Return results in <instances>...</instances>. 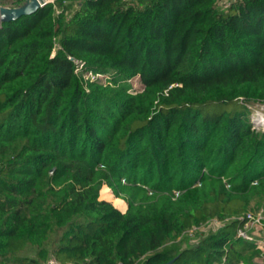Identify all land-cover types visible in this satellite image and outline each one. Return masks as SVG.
I'll return each mask as SVG.
<instances>
[{
	"label": "trees",
	"instance_id": "1",
	"mask_svg": "<svg viewBox=\"0 0 264 264\" xmlns=\"http://www.w3.org/2000/svg\"><path fill=\"white\" fill-rule=\"evenodd\" d=\"M253 101L264 0H55L0 22V264H261L238 235L264 199Z\"/></svg>",
	"mask_w": 264,
	"mask_h": 264
},
{
	"label": "rangeland",
	"instance_id": "2",
	"mask_svg": "<svg viewBox=\"0 0 264 264\" xmlns=\"http://www.w3.org/2000/svg\"><path fill=\"white\" fill-rule=\"evenodd\" d=\"M50 1L54 2L55 0H50ZM65 3H67V1H65ZM61 11L62 9L60 7H57L56 13L60 14ZM88 76H92V74L89 73ZM132 84L136 88L140 87V84L136 79L132 81ZM251 103H252L251 107L253 109L251 113L252 118L257 117L258 114L264 115V101H253ZM103 187L107 188L108 190V192L104 193V195L109 197L110 200H112L111 201L112 203L114 202L116 205L122 206L125 209L124 212L127 211L128 208L126 207H127L128 201L123 197H117L114 189L110 187L108 184H104ZM127 191L128 190H124L123 194H130ZM254 194L257 195L256 197L257 201L260 200L259 199L260 197L262 198L264 196V181L262 184H259V186L256 187V189L254 190ZM145 195L146 196L151 195V192H145ZM100 196H101V191H100ZM253 203H254V208H252L248 212V218H249V214H251L253 218H249V221L246 224L247 233L252 237L250 238L252 241L257 242L259 244V247L263 250V253H264V199L262 200V204L259 207L257 206L258 202L254 201ZM221 225L222 224L218 220L213 219L208 224L202 226L201 228L188 231L184 235V239H185L184 247L199 245L211 233H216L218 229L221 227ZM181 237L182 236H180L179 239ZM24 254L34 256L36 254V250L31 248V249H28ZM258 261L261 264L264 263V256L260 257Z\"/></svg>",
	"mask_w": 264,
	"mask_h": 264
},
{
	"label": "water",
	"instance_id": "3",
	"mask_svg": "<svg viewBox=\"0 0 264 264\" xmlns=\"http://www.w3.org/2000/svg\"><path fill=\"white\" fill-rule=\"evenodd\" d=\"M51 2L50 0H25L18 6H7L0 2V22L14 21L24 15H31L37 12L41 7ZM171 260L164 264H172Z\"/></svg>",
	"mask_w": 264,
	"mask_h": 264
},
{
	"label": "built area",
	"instance_id": "4",
	"mask_svg": "<svg viewBox=\"0 0 264 264\" xmlns=\"http://www.w3.org/2000/svg\"><path fill=\"white\" fill-rule=\"evenodd\" d=\"M232 1L234 0H220V3L224 6H228L229 4H231ZM253 123L255 127L264 129V115L258 114L257 117H253ZM249 218H253L251 214H249ZM238 235L244 238H247V239L252 238L247 233V231L242 230V229H239ZM45 264H73V263H64L61 260H59L56 256L50 255V257L47 259Z\"/></svg>",
	"mask_w": 264,
	"mask_h": 264
},
{
	"label": "crops",
	"instance_id": "5",
	"mask_svg": "<svg viewBox=\"0 0 264 264\" xmlns=\"http://www.w3.org/2000/svg\"><path fill=\"white\" fill-rule=\"evenodd\" d=\"M102 199V198H101ZM122 199V198H121ZM105 200H108V199H105ZM125 200V199H124ZM126 201V200H125ZM126 208H128V204H127V207ZM121 211H123L124 212V210H122V209H120Z\"/></svg>",
	"mask_w": 264,
	"mask_h": 264
}]
</instances>
